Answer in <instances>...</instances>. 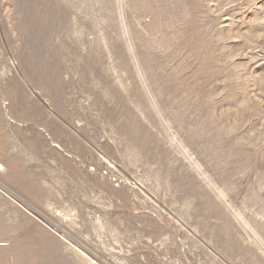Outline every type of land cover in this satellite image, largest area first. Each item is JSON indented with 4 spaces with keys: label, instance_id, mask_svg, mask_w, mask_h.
Returning <instances> with one entry per match:
<instances>
[{
    "label": "rangeland",
    "instance_id": "rangeland-1",
    "mask_svg": "<svg viewBox=\"0 0 264 264\" xmlns=\"http://www.w3.org/2000/svg\"><path fill=\"white\" fill-rule=\"evenodd\" d=\"M0 264H264V0H0Z\"/></svg>",
    "mask_w": 264,
    "mask_h": 264
},
{
    "label": "bare ground",
    "instance_id": "bare-ground-1",
    "mask_svg": "<svg viewBox=\"0 0 264 264\" xmlns=\"http://www.w3.org/2000/svg\"><path fill=\"white\" fill-rule=\"evenodd\" d=\"M2 168V167H1Z\"/></svg>",
    "mask_w": 264,
    "mask_h": 264
}]
</instances>
